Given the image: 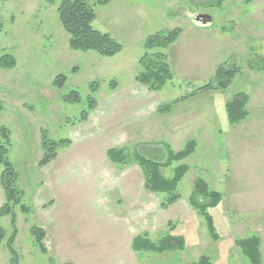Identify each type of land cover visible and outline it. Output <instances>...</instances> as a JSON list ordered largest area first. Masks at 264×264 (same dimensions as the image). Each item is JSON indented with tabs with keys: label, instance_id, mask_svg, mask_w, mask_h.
Listing matches in <instances>:
<instances>
[{
	"label": "rangeland",
	"instance_id": "374dc122",
	"mask_svg": "<svg viewBox=\"0 0 264 264\" xmlns=\"http://www.w3.org/2000/svg\"><path fill=\"white\" fill-rule=\"evenodd\" d=\"M60 2L0 0V59L16 60L12 68L0 65V123L11 132L9 159L27 208L14 207L15 227L11 215L0 216V264H10L14 229L18 264H186L203 255L213 264H250L238 240L253 235L261 238L264 264V0L93 4V26L122 45L114 56L72 49ZM201 13L207 25L194 21ZM177 28V40L159 49L172 80L150 90L136 79L147 37ZM221 65L239 68L229 86L196 93ZM73 90L81 95L76 103L68 101ZM239 92L247 95V115L233 123L226 102ZM178 112L184 125L171 127L167 120ZM45 137L70 142L42 165ZM190 140L197 145L183 161L190 169L178 185L181 198L164 207L163 194L144 188L137 153L165 161ZM123 147L128 166L108 157ZM180 163L163 174L172 177ZM2 171L0 208L7 201ZM198 178L222 195L206 206L214 234L190 204ZM35 227L45 231V252ZM165 237L184 246L158 251ZM142 239L149 242L140 250Z\"/></svg>",
	"mask_w": 264,
	"mask_h": 264
},
{
	"label": "trees",
	"instance_id": "16d2710c",
	"mask_svg": "<svg viewBox=\"0 0 264 264\" xmlns=\"http://www.w3.org/2000/svg\"><path fill=\"white\" fill-rule=\"evenodd\" d=\"M53 1V0H52ZM109 0H61L58 6V13L61 23L65 30L69 34V45L74 50L88 51L93 50L104 56H114L122 50V45L109 33H104L97 30L93 26V21L96 17L93 4L108 2ZM181 30L179 28L173 29L168 33H157L147 37L145 44V54L140 58L141 72L136 76L139 82L144 83L150 90L161 89L168 81L172 80L171 66L169 63L168 55L163 51L159 50L169 46L175 42L179 37ZM16 64V60L13 55L6 54L1 57L0 65L4 68H12ZM239 71V68H234L233 71L224 68L221 65L217 71L216 77L209 83L198 88L197 92L202 90H209L213 88L225 89L231 83L233 77ZM65 79L64 75L59 74L55 78L57 85H62ZM115 85L113 81L111 83ZM97 86V82H94V88ZM192 94V93H191ZM189 95H185L182 98H188ZM247 95L244 92L237 93L233 99L226 103V109L229 119L235 123L238 120L245 118L246 111L245 101ZM95 97L90 96V107H95ZM81 100V95L77 90H73L69 96L68 101L78 102ZM162 107L160 106L159 109ZM158 109V110H159ZM159 110V111H160ZM3 111V104L0 102V117ZM86 116V110L83 111ZM70 142L68 139L55 140L47 137L43 140L45 154L41 160V164L45 165L50 163L57 157L59 147ZM11 132L9 128L0 123V165L3 166L1 174V181L6 194L7 201L0 208V216L11 215L12 223L15 227L16 215L15 206L21 205L22 209H26L23 202L24 193L19 187V177L16 167L9 159V153L11 149ZM197 140L188 141L184 148L180 151L174 152L171 150L170 157L163 162L154 161L146 158L140 153L137 154V163L141 166L144 177H145V188L153 193L163 194L162 206H167L173 202H176L181 198V194L178 191V185L184 178L190 166L183 163L191 154L196 150ZM126 152L123 149H110L108 151L109 158L115 163L128 164L123 160V154ZM123 160V161H122ZM173 161H180L178 167H176L174 175L172 177H166L162 168L171 166ZM192 197L190 200L191 206L200 209L202 216L205 217L209 230L214 234L215 229L213 226L212 217L207 212L206 206L217 205L222 195L216 190H212L208 187L207 183L198 178L194 184ZM16 229L8 239V249L11 254L10 264H18L19 257L14 247L15 244ZM34 236L36 243L41 248L42 252H45L44 238L45 231L39 227L34 228ZM4 232L0 228V244L4 240ZM141 237V236H140ZM142 238V237H141ZM165 237L162 240L160 250L169 249L175 244V248L180 245L184 246L183 239H175ZM149 241L142 239L139 240V249H143ZM261 238L259 235H253L247 238H241L238 240V245L242 250L244 256L248 259L250 264H262L261 252H260ZM186 264H213L208 255H203L197 261L188 262Z\"/></svg>",
	"mask_w": 264,
	"mask_h": 264
},
{
	"label": "crops",
	"instance_id": "0c3cea01",
	"mask_svg": "<svg viewBox=\"0 0 264 264\" xmlns=\"http://www.w3.org/2000/svg\"><path fill=\"white\" fill-rule=\"evenodd\" d=\"M180 119H181V115L178 112L175 116H173V118H171L167 121H169V124L171 125V127L177 128V127L184 125L183 124L184 122Z\"/></svg>",
	"mask_w": 264,
	"mask_h": 264
},
{
	"label": "water",
	"instance_id": "95a60500",
	"mask_svg": "<svg viewBox=\"0 0 264 264\" xmlns=\"http://www.w3.org/2000/svg\"><path fill=\"white\" fill-rule=\"evenodd\" d=\"M208 18V15L201 13L194 17V20L197 22V24L207 25L209 21Z\"/></svg>",
	"mask_w": 264,
	"mask_h": 264
}]
</instances>
